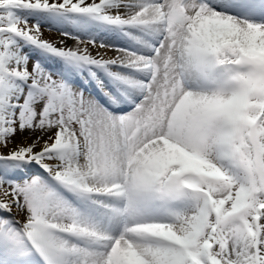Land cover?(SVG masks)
Returning a JSON list of instances; mask_svg holds the SVG:
<instances>
[{
  "label": "snow or ice",
  "instance_id": "snow-or-ice-1",
  "mask_svg": "<svg viewBox=\"0 0 264 264\" xmlns=\"http://www.w3.org/2000/svg\"><path fill=\"white\" fill-rule=\"evenodd\" d=\"M0 264H264V0H0Z\"/></svg>",
  "mask_w": 264,
  "mask_h": 264
},
{
  "label": "rangeland",
  "instance_id": "rangeland-1",
  "mask_svg": "<svg viewBox=\"0 0 264 264\" xmlns=\"http://www.w3.org/2000/svg\"><path fill=\"white\" fill-rule=\"evenodd\" d=\"M45 36L48 37V38H51V37H52V33H50V32H46V33H45ZM69 43L71 44V43H73V42H72V41H69Z\"/></svg>",
  "mask_w": 264,
  "mask_h": 264
},
{
  "label": "bare ground",
  "instance_id": "bare-ground-1",
  "mask_svg": "<svg viewBox=\"0 0 264 264\" xmlns=\"http://www.w3.org/2000/svg\"><path fill=\"white\" fill-rule=\"evenodd\" d=\"M57 38L55 33H52V37L50 39ZM111 54V53H110Z\"/></svg>",
  "mask_w": 264,
  "mask_h": 264
}]
</instances>
